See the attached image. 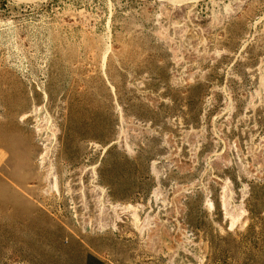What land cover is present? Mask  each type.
Returning <instances> with one entry per match:
<instances>
[{"label":"rangeland","instance_id":"1","mask_svg":"<svg viewBox=\"0 0 264 264\" xmlns=\"http://www.w3.org/2000/svg\"><path fill=\"white\" fill-rule=\"evenodd\" d=\"M0 264H264V0H0Z\"/></svg>","mask_w":264,"mask_h":264},{"label":"bare ground","instance_id":"2","mask_svg":"<svg viewBox=\"0 0 264 264\" xmlns=\"http://www.w3.org/2000/svg\"><path fill=\"white\" fill-rule=\"evenodd\" d=\"M175 2H176V0H175ZM53 172H55V171H53ZM52 174V173H51ZM51 177H52V175H51ZM53 177H55L54 175H53ZM52 177V180L54 179ZM50 180H51V178H50ZM228 182V181H227ZM54 185H51L52 187H53V189L54 190H56L57 192H59V186H58V181H57V178L55 177V180H54ZM52 189V190H53ZM233 194V190L231 189V187H225V191H224V206H225V209H227L228 211H229V206H230V196ZM87 204V206H85V209H88V208H90V209H92V210H94V208L95 209H98L99 207H98V204H97V202H95L94 203V201H90V203L89 202H87L86 203ZM82 205H83V203H82ZM208 205L211 207V208H214V203L213 202H211V201H208ZM127 208V207H126ZM243 209V208H242ZM131 210V209H130ZM242 212V211H241ZM245 212V211H244Z\"/></svg>","mask_w":264,"mask_h":264}]
</instances>
